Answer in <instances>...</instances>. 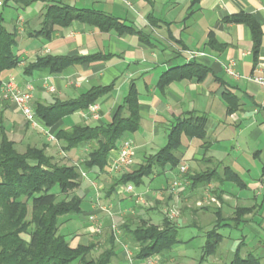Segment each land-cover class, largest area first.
Masks as SVG:
<instances>
[{
    "label": "crops",
    "instance_id": "1",
    "mask_svg": "<svg viewBox=\"0 0 264 264\" xmlns=\"http://www.w3.org/2000/svg\"><path fill=\"white\" fill-rule=\"evenodd\" d=\"M0 1L4 3L0 7L4 27L8 32L18 35L14 52L20 60L16 69L0 73V145L2 138L7 136L20 153H25L30 147L45 149L55 162H66L68 166L80 168L82 184L77 195L83 199V213L63 225L70 232L68 241L72 248L97 242L94 253L98 252L99 248L107 244L111 225L115 223L120 226L128 219H132L133 223L145 220L162 226L164 218H170V214L162 208L171 204L183 205V212H187L186 203L198 196L203 199L196 204L203 207L194 208L192 212L195 215L199 212L210 213L213 219L209 224L212 226H201L193 219L194 223H191L189 218L186 223L185 218L181 219L179 224L196 225L208 230L204 235L206 239V234L219 219L216 209L220 208L224 224L228 225L221 231L245 228L249 233L247 236L253 235L264 241V164L261 175H256L253 171L255 168L249 164L251 159L253 162L261 159L264 153V149H253L257 145L264 146V89L245 79L264 74V0H128L131 6L119 0H31L30 5L17 3L16 0H10L9 3L7 0ZM38 2L45 4L35 14L21 13L22 9L26 10ZM55 4L101 12L114 18L118 26L104 30L93 23L75 21L69 27H56L51 40L32 37V33L42 29L47 9ZM8 8L18 11V16L9 23L6 20ZM240 15L250 17L261 28L262 38L257 53L249 25L230 21ZM7 24L10 29L6 27ZM212 39L216 40L217 46L210 44ZM190 51L201 52L206 56L191 60L187 53ZM48 56L98 59L72 66L60 74L28 70L37 60ZM190 62L206 68L209 71L207 76L201 80H179L164 89L159 87L166 72ZM230 63L242 79L232 78L226 73L224 67ZM9 81L15 82L21 89L27 85L33 86L31 106L34 110L38 104L51 106L57 102L75 101L99 87L113 86V89L95 103L100 107L98 120L85 118V112H76L64 117L54 127L47 128L40 119H37V124L28 121L16 105L2 98L3 84ZM51 87L53 91L49 90ZM133 88L138 93L140 128L136 133L126 134L124 138L134 141V164L121 174L112 172L120 140L117 149L109 157L106 173L87 171L83 163L88 159L93 145L84 144L66 152L57 140L58 133L79 125L108 126L124 106ZM230 108L234 110L231 114ZM125 115L129 116L127 110ZM191 117L206 118V139L183 137L178 153L180 165L176 168L167 166L160 175L170 177L166 183H157L154 190L150 186L142 194L135 193L133 184H128L134 188L131 194L124 191L127 185L112 190L117 178L142 165L166 146L170 130L177 120ZM144 148L148 152L139 159L138 153ZM242 149L245 154L240 157L238 155ZM182 167L186 168L185 173H182ZM226 168L241 176L246 185L244 189L214 179L207 186L194 189L187 179L188 176L207 172H216L214 178H218ZM176 181L182 183L178 193L173 190ZM209 191L212 194H208ZM218 196H222V200ZM213 199L220 206L213 205ZM239 207L253 208L254 211L243 217L240 227H235V212ZM155 212H161L163 217L155 219ZM90 215L97 216L102 223L104 238L93 232ZM69 225L71 229H68ZM177 227L180 229L178 223ZM246 239L239 240L243 242V258L252 255L247 252ZM179 241L182 250H185L184 246L191 240L187 244ZM238 245L230 243L228 256L216 255L215 263L231 264ZM260 248L263 251L257 257L264 264V245ZM180 251L174 248L170 256L156 259L155 264H184L188 258ZM231 254L233 259L228 262ZM220 258H224L221 263L218 261ZM116 260L118 264H146L127 260L124 249Z\"/></svg>",
    "mask_w": 264,
    "mask_h": 264
},
{
    "label": "trees",
    "instance_id": "2",
    "mask_svg": "<svg viewBox=\"0 0 264 264\" xmlns=\"http://www.w3.org/2000/svg\"><path fill=\"white\" fill-rule=\"evenodd\" d=\"M16 1L27 5L32 3L31 0ZM75 21L93 23L104 30L118 26L114 18L101 12L78 10L69 5L55 4L45 12L42 29L32 33L31 36L51 40L55 36L56 27H69ZM230 21L249 25L257 53L262 38L260 26L245 15L233 17ZM3 23L4 19L0 17V73L16 69L20 63L19 57L14 52L18 35L8 32ZM210 44L217 46L218 43L212 39ZM94 59L98 58L48 56L37 60L36 64L28 67V70L60 74L72 66L91 62ZM208 73L206 68L190 62L186 66L166 72L159 82V87L164 89L179 80H201ZM112 89L113 86L99 87L71 102H57L51 106L38 104L34 110L36 118L42 120L47 128H52L64 117L76 112H87ZM138 108V93L133 88L125 99L124 106L108 126H75L60 131L57 140L66 152L84 144H92L91 153L83 166L87 171L98 170L99 173H106L109 157L117 149L118 142L126 134L136 133L140 128L141 118ZM125 110L129 112L127 117ZM233 111L230 108V114ZM206 123L205 117L177 120L170 130L166 146L142 165L117 178L113 182L112 190L128 184L141 187L146 179L162 175L167 166L178 167L180 165L178 153L183 137L205 141ZM215 175L216 172H207L188 176L187 179L194 189L207 186L213 179L234 184L240 190L246 186L241 176L229 168L224 170L222 176L214 178ZM81 184L82 174L79 167L55 162L54 158L46 154L45 149L30 147L25 153H20L15 143L4 136L0 145V264H113L123 248L112 229L104 251L97 258L92 256L97 250V242L72 248L67 236L60 233L67 220L81 216L83 213V199L77 195ZM109 194L111 195L112 191ZM218 198L222 200V196ZM253 211V208H237L235 227H240L243 217ZM216 212L219 219L206 234V243L198 264H204L208 259L216 256L225 240L220 231L228 225L224 224L225 219L221 209L217 208ZM119 228L122 244L127 243L133 248V259L138 262L168 257L180 243L179 229L168 217L164 218L162 226L145 220L133 223L132 219H128ZM97 235L104 238L103 233ZM242 249L243 242H240L231 264H262V259L253 254L243 258Z\"/></svg>",
    "mask_w": 264,
    "mask_h": 264
},
{
    "label": "rangeland",
    "instance_id": "3",
    "mask_svg": "<svg viewBox=\"0 0 264 264\" xmlns=\"http://www.w3.org/2000/svg\"><path fill=\"white\" fill-rule=\"evenodd\" d=\"M42 4L44 5L45 3L44 2H38L36 3L34 6L24 10L22 9L21 10V13L23 14L24 12H32L33 14H35L36 12H38V9L41 8ZM18 11H15L14 9L12 8H8L6 9V20H7V23H9L11 21V19H14L18 16L17 14ZM30 13V16H32ZM6 27L8 29H10V26L9 24L6 25ZM163 140V139H162ZM258 147V148H257ZM257 148V149H256ZM238 149V148H237ZM253 149H256V150H262L264 149V146H254ZM145 152H148V150L146 148L142 149L139 151L138 153V157L139 159H142L141 157L145 154ZM244 149H242L240 152H239V155L238 156H244ZM252 160V159H251ZM250 160V167H254L255 169L253 170L255 173H257L256 175H261V169H262V165L264 164V153L261 157V159L259 160H256L255 162L251 161ZM242 161V160H241ZM64 161H61V163H63ZM243 163H246V161H242ZM66 162H64L65 164ZM170 177H166V176H159L157 177L156 179L152 180V179H146L145 180V185L142 186V187H136L135 186V193L136 194H142L143 192H145L150 186H151V189L154 190V188L157 186V183L159 182H167L168 179ZM208 194H212L210 191L208 192ZM200 199H203V197L201 196H198V197H195L193 200H191L190 202L186 203L188 205L187 208V212H183V205L182 207L181 206H176V205H170V206H163L164 209L162 208V210L168 212L169 214H172L174 211L177 212V217L173 219V222L177 225L180 226V229H179V240H181V242H184V244H187V242H190L187 244V246L185 248V250H182V245L179 244L175 247V249L177 250H181L180 252L186 256L188 259L184 262V264H196V263H199L200 259H201V256H202V247L204 246L205 244V232L208 231V230H203V229H200L199 226H194V225H189V226H183L182 224H179V221L183 218H185V222H187V219L189 218L190 220L193 219L194 221H196L198 224H200L201 226H204V227H211L212 225H210L209 223L212 221L213 217L212 215H210V213H207V212H199L198 215H195L192 211H194V208H198V207H203V205H199V204H196L198 200ZM212 199V198H211ZM145 202H147V200H145ZM213 205L215 206H220L219 202H216L212 201ZM205 203V202H204ZM210 203V202H209ZM152 204V203H151ZM155 205V203H153V206ZM206 205H209V204H206ZM149 206H152V205H149ZM85 209V208H84ZM161 210V211H162ZM233 211V210H232ZM183 212V213H182ZM154 217L155 219H159V218H162V214L161 212H155L154 214ZM198 217V218H197ZM194 221L191 220V223H194ZM210 226H209V225ZM67 228V226L65 227ZM65 228H61L60 230V233L63 234V235H66L67 238L69 239V230L67 231ZM68 229H71V225H69V228ZM79 231V230H78ZM221 234H223L225 236V240L222 244V247L219 249V252L217 254V256L219 255H227L228 254V246L230 245V243H234L236 245L239 244V240L242 238V239H246V244H247V252L250 253V254H253L255 256H260L263 249L260 248V246L264 245V241L260 238H255L253 235H250V236H247L249 235L248 231L245 229V228H241L239 230H232V229H224L222 231H220ZM69 236V237H68ZM249 237V238H248ZM105 247L103 248H99L98 252H95L93 253V257L97 258L104 250ZM130 250L133 252L134 254V250L133 248L130 246L129 247ZM181 248V249H180ZM246 252V249L243 250V255L247 254L245 253ZM230 254V253H229ZM125 255V254H124ZM264 255V254H263ZM228 256V255H227ZM126 257V255H125ZM134 257L132 256V259ZM217 257H212L206 264H218V263H215V259ZM128 260V258H126ZM233 259V254H231V257L229 258L228 262H231ZM134 260V259H133ZM132 260V261H133ZM224 260V258H220L218 259V261L221 263V261ZM263 261H264V257H263ZM113 264H118V261L116 259H114V262ZM173 264H176V263H173Z\"/></svg>",
    "mask_w": 264,
    "mask_h": 264
},
{
    "label": "built area",
    "instance_id": "4",
    "mask_svg": "<svg viewBox=\"0 0 264 264\" xmlns=\"http://www.w3.org/2000/svg\"><path fill=\"white\" fill-rule=\"evenodd\" d=\"M120 2L126 4L127 6H131L128 0H119ZM3 6V2L0 1V7ZM189 55V58L191 60H195L201 56H206V54L201 52H195L190 51L187 52ZM226 73L235 79H242L243 77L238 74L232 66V63H230L228 66L224 67ZM250 82H253L257 84L259 87L264 89V74L254 75L250 76L248 78H245ZM50 91H53L54 89L51 87L49 88ZM34 97V88L31 85H27L24 89H21L15 82L9 81L7 83L3 84V92H2V98L6 101H9L16 105L19 110L22 112V114L26 117L28 121H30L33 124H37V118L35 111L33 107L31 106V101ZM99 110L100 107L98 104L92 105L87 112L84 113L85 118H92L95 120L99 119ZM118 156L114 162V164L111 167L112 172L116 174H121L124 169L130 168L134 162H135V144L134 141L130 138H124L121 141V144L119 146V149L117 150ZM182 173H185L186 168H181ZM182 183L180 181H176L173 183V190L177 192L178 189H180ZM124 191L127 194H131L134 191V188L132 185H127L124 187ZM170 219L173 220L177 217V212L174 211L172 214L169 215ZM89 222L94 226L93 232L96 234H102V223L99 222V219L95 215L89 216ZM112 232L117 236L118 241L121 243L124 254L126 255V258L130 262H132V256L133 252L130 250V248L126 244H122L121 239L119 238L121 235V230L118 225L115 223L111 225ZM134 257V256H133ZM156 258L150 259L146 262V264H155Z\"/></svg>",
    "mask_w": 264,
    "mask_h": 264
}]
</instances>
